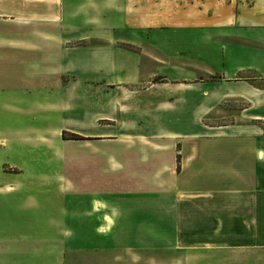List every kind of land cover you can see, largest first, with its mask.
<instances>
[{"label": "crops", "instance_id": "1", "mask_svg": "<svg viewBox=\"0 0 264 264\" xmlns=\"http://www.w3.org/2000/svg\"><path fill=\"white\" fill-rule=\"evenodd\" d=\"M121 54L166 68L146 106L189 127L170 148L121 147L113 197L0 178V264H264V0H0V57L68 91L63 107L153 76ZM10 197L23 207L1 210Z\"/></svg>", "mask_w": 264, "mask_h": 264}, {"label": "rangeland", "instance_id": "2", "mask_svg": "<svg viewBox=\"0 0 264 264\" xmlns=\"http://www.w3.org/2000/svg\"><path fill=\"white\" fill-rule=\"evenodd\" d=\"M173 35H178V32ZM121 46L129 48L126 44ZM134 52L138 53L137 48ZM171 58L168 61L183 64L187 62L184 57ZM115 59L129 64L140 62L141 76L150 73L153 76L127 88L119 87L115 92L107 87L106 90L112 91L109 95L103 93L101 96L102 92L97 89L92 92L89 105L86 103L83 108L82 98L78 93L71 95L69 104L63 107L62 104L65 103L62 95L68 91L54 89L48 81L39 79L38 82L31 81V85L28 75L19 72V58L15 61L11 57H0V178L49 179L52 182L51 189L54 190L59 181L64 184L60 189H64L65 194L71 189L75 197L81 199L91 198L93 195L113 197L117 180L115 162L121 161L118 152L121 147L154 144L170 148L177 141L179 130H187L189 125L184 121L173 123V120H167V114L171 111L168 105L167 108L162 103L146 106L147 94L143 92L152 82L163 81L164 75L156 73L166 68L152 62V58H149L151 61L148 58L134 55L126 57L121 54L116 55ZM121 68L122 66L119 69ZM133 73L124 72L121 76ZM102 74L106 77L111 75L105 70ZM96 75L99 73L96 72ZM170 87L158 86L155 91L161 95L170 92ZM88 108L89 119L88 113H83ZM106 112L109 115L104 118L102 114ZM89 120L90 127L87 125ZM84 130L106 134L101 138L71 139L72 134L81 136ZM20 198H4L10 205L3 206L1 210L11 212L21 209L23 201ZM43 199H35L34 203ZM52 199L56 202L57 198ZM145 205L147 204L143 208L147 207ZM38 206L41 207V204ZM53 206L55 207V203ZM58 206L60 209V203ZM26 209L36 210L37 207L34 204Z\"/></svg>", "mask_w": 264, "mask_h": 264}, {"label": "trees", "instance_id": "3", "mask_svg": "<svg viewBox=\"0 0 264 264\" xmlns=\"http://www.w3.org/2000/svg\"><path fill=\"white\" fill-rule=\"evenodd\" d=\"M65 131L63 132V136H65ZM71 139H75V140H82V139H85L84 137L80 136V135H76V134H72L71 135Z\"/></svg>", "mask_w": 264, "mask_h": 264}]
</instances>
